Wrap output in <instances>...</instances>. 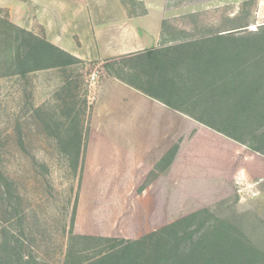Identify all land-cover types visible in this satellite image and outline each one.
<instances>
[{"label":"rangeland","instance_id":"1","mask_svg":"<svg viewBox=\"0 0 264 264\" xmlns=\"http://www.w3.org/2000/svg\"><path fill=\"white\" fill-rule=\"evenodd\" d=\"M97 1L144 14L149 0ZM176 2L177 7L184 0ZM210 9L171 18L165 25L176 29L178 37L186 28L190 32L184 35L203 41L211 33L252 40L264 30V0H223ZM8 19L9 12L0 8V264H95L124 251L130 242H141L136 248L139 264H154L152 242L181 221L182 237L201 239L217 227L216 235L220 231V237H245L264 253V128L238 124L242 143L213 128L197 126L184 132L187 128L177 127L176 143L158 145L161 158L151 176L143 184L134 177L140 187L124 193V199L115 191L119 179L106 187L89 185L103 181L99 173L87 171L91 82L100 67L80 61L19 74L20 61L37 40ZM234 59H226L210 77L203 69L194 83L182 86L179 103L198 111L212 126L228 130L234 129L230 123L240 108L225 106L217 95L225 88L203 93L193 89L207 76L222 77L227 84L239 78L235 88L241 80L264 77L251 67L252 57L243 60L251 67L244 71ZM127 65L120 59L104 67L128 80ZM139 71L152 72L147 63ZM221 82L214 83L227 86ZM92 165L98 168L99 160ZM173 245L171 241L170 257L177 251Z\"/></svg>","mask_w":264,"mask_h":264},{"label":"crops","instance_id":"2","mask_svg":"<svg viewBox=\"0 0 264 264\" xmlns=\"http://www.w3.org/2000/svg\"><path fill=\"white\" fill-rule=\"evenodd\" d=\"M155 1L146 2L144 14H135L124 6H105L97 0H0V8L9 12L12 26L81 62L100 67L91 82L87 171L99 173L103 181L89 185L106 187L112 179H119L115 191L122 197L138 189L135 185L139 181L134 177H140L143 184L151 176L161 158L158 145L176 143L177 127L187 128L184 132L197 126L213 127L199 117L198 111L179 104L183 90L139 70L148 63L145 55L151 51H158L161 62L200 61L210 55L208 49L217 47L214 42L184 35L190 32L186 28L178 37L176 29L170 31L165 23L217 8V2L223 0H184L177 7L179 0ZM120 59L129 62L128 80L104 67ZM93 160H99L98 168L93 167Z\"/></svg>","mask_w":264,"mask_h":264},{"label":"trees","instance_id":"3","mask_svg":"<svg viewBox=\"0 0 264 264\" xmlns=\"http://www.w3.org/2000/svg\"><path fill=\"white\" fill-rule=\"evenodd\" d=\"M235 35V33H211L205 38V42H214L217 47L209 48L210 55L208 54L206 58L200 61L191 59L185 62H161L160 58L157 57L158 51H151L145 55L148 60L147 66L152 71V76L157 78V81L165 82L175 90L183 89L182 86H185L188 82L194 83L198 78L193 77H196L197 74H203L204 70L207 71L206 74L210 77L213 74L212 71L223 67L224 61L226 59L229 61L230 57H236L237 61L234 59V65L243 71L250 65L247 66V63L243 60L252 57L255 62L251 67L258 72H264V30L259 35L254 36L252 40H243L244 38L240 39ZM70 60L71 62H69ZM72 62L80 61L54 45L37 39V43L32 46L30 54L27 55L24 61H20L19 67L23 66V70L19 71V74L25 75L37 70L67 66ZM208 76L196 82L194 84L196 87L193 90L203 93L204 90L210 88L213 91L214 88L223 87V89L225 88L223 93L218 92L217 95L222 96L223 101L226 102H224L225 106L230 104L240 108V111L236 113L235 118L237 119H233L230 123L234 129L228 130L220 126L211 128L240 142H242V139L237 134V130L242 126H238V124L249 126L251 122L252 125H256L255 129L257 127L264 128V77L256 78L253 82L241 80L239 86L235 88L239 78H234L232 80L234 83L231 82V84L229 80L227 84L221 77L218 80H221V83H225L227 86L217 85L216 87L214 82L217 83L218 80L208 78ZM228 87H231V90ZM250 147L257 152H263L261 148L254 147L252 144ZM183 223L185 222L181 221L174 224L171 230L169 229L160 234L156 242H152L154 264H160L163 260L167 262L164 264H254L256 261L262 260L264 262V253L252 247L245 237L235 238L227 234L220 237L222 233L219 231L216 235L218 228L215 227V230L204 238L188 239L180 236L178 232V228ZM223 229L221 228V230ZM223 232L225 231L223 230ZM169 235L172 236V240L167 239L170 237ZM171 241L174 242L173 249L177 250L174 252L173 257L169 256L171 252L169 253L170 250L168 249ZM139 243L141 242H130L125 245L124 251L105 256L96 261L95 264H139L140 260L137 259L139 255L136 250ZM143 243L145 245V242ZM134 257L139 262L135 263Z\"/></svg>","mask_w":264,"mask_h":264},{"label":"built area","instance_id":"4","mask_svg":"<svg viewBox=\"0 0 264 264\" xmlns=\"http://www.w3.org/2000/svg\"><path fill=\"white\" fill-rule=\"evenodd\" d=\"M95 79H96V77L93 75V76H92V81H95Z\"/></svg>","mask_w":264,"mask_h":264}]
</instances>
